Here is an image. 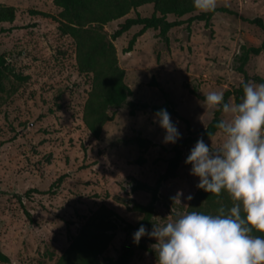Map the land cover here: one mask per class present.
Listing matches in <instances>:
<instances>
[{
	"label": "rangeland",
	"instance_id": "1",
	"mask_svg": "<svg viewBox=\"0 0 264 264\" xmlns=\"http://www.w3.org/2000/svg\"><path fill=\"white\" fill-rule=\"evenodd\" d=\"M0 6L15 9L12 22H0V56L7 70L0 90V250L8 258L0 264H55L52 255L63 254L89 218H95L94 225L101 219L115 225L98 257L105 264V258H117L129 244L132 228L142 218L133 205L151 200V190L132 186L141 182L153 188L172 147L211 121L214 112L203 103L206 93H224L240 84L233 59L240 46H258L264 40V30L247 21L264 20V0H218L217 8L234 14L216 13L210 26L195 21L173 27L168 44L159 30L149 29L126 52L140 26L112 41L130 100L148 108L133 115L128 107L110 109L98 139L83 122L91 75L79 72L75 42L58 30L54 18L60 8L52 0H0ZM152 14V4L141 6L102 31L110 37L126 19ZM246 71L264 78V53L251 57ZM186 84L196 85L203 99L190 94ZM163 93L183 118L171 116L181 134L174 144L163 142L164 130L151 111L164 102ZM136 137L152 145L140 148L133 142ZM204 142L219 148L223 136L217 131ZM193 146L183 149L176 176L161 184L149 231L153 224L191 210L215 214L221 203L231 207L227 193L210 205L196 200L199 178L185 164ZM138 159L144 162L140 165ZM178 193L181 204L172 199ZM141 240L151 249L155 243L147 235ZM129 264H156V258L136 251Z\"/></svg>",
	"mask_w": 264,
	"mask_h": 264
},
{
	"label": "trees",
	"instance_id": "2",
	"mask_svg": "<svg viewBox=\"0 0 264 264\" xmlns=\"http://www.w3.org/2000/svg\"><path fill=\"white\" fill-rule=\"evenodd\" d=\"M60 8V12L54 20L58 23V30L62 35L70 36L76 46V64L80 73L91 75V88L83 107V122L90 134L98 139L103 125L110 120L108 111L122 107L130 108L131 115L138 109H146L147 105L130 100L132 95L129 87L124 83V71L118 66L116 50L112 41L121 37L134 26H140L138 33L134 34L128 43L126 52H130L136 39L149 29L159 30V37L168 44L167 33L173 27L186 23L189 25L195 21L204 22L210 26L211 19L216 13L234 14L231 10L219 7L211 13H201L193 7V0H52ZM152 4L153 14L150 17L128 18L113 34L108 37L102 31V27L114 20L126 16L130 11ZM168 16H174L175 20L168 21ZM187 16L186 20L181 18ZM48 17V16H46ZM15 18V9L8 6H0V22H12ZM247 21L261 30H264V20L260 17L247 19ZM187 27V28H188ZM264 53V40L258 46H240L239 52L233 59V69L241 74L245 82L264 83V78L249 76L246 66L251 57ZM5 58L0 56V90L2 79L5 76ZM15 79L22 76L12 74ZM186 88L193 96L203 99L196 85L186 84ZM164 102L159 106H152L151 111L155 114L160 109H166L171 116L183 120L175 111L173 102L163 93ZM243 96L241 83L232 90L224 92V102L233 98L239 102ZM221 119V112L216 111L211 121L196 133H188L182 140L177 142L171 149L172 156L167 160L165 171L160 175L153 188L144 183L137 182L132 190H151V200L148 204H134L133 210L142 215L141 220L132 228V238L117 258H105V264H129L136 251L155 253L141 239L139 243L133 242V233L143 224L149 228L152 224L155 203L158 200V191L163 182L176 176L183 149L196 143L198 138L204 140L212 137L219 131L215 125ZM185 121V120H184ZM189 132V130H188ZM209 134V136H208ZM140 148H147L152 142L146 138L136 137L133 139ZM144 160L138 159L136 163L142 164ZM226 192L222 191L219 197L206 193L198 188L195 198L198 202L208 205L223 199ZM193 211V210H191ZM209 214L208 211H198ZM95 223V218H89L81 228L77 236H73L67 249L59 257L52 255L55 264H99L98 257L107 249L112 235L107 231L115 229L113 222L101 219ZM260 235L259 233H256ZM156 258V257H155ZM8 261L0 250V262Z\"/></svg>",
	"mask_w": 264,
	"mask_h": 264
},
{
	"label": "clouds",
	"instance_id": "3",
	"mask_svg": "<svg viewBox=\"0 0 264 264\" xmlns=\"http://www.w3.org/2000/svg\"><path fill=\"white\" fill-rule=\"evenodd\" d=\"M217 5L218 0H193L201 13L214 12ZM240 83L239 102H224L222 91L205 94L206 108L222 113L215 127L223 142L214 149L198 138L185 160L199 178L197 187L217 197L226 192L231 207L221 203L215 214L186 212L153 224L151 231L141 224L133 242L146 235L154 239L156 264H264V83ZM154 116L163 142L176 143L181 134L170 113L162 108ZM180 195L173 201L181 204Z\"/></svg>",
	"mask_w": 264,
	"mask_h": 264
}]
</instances>
